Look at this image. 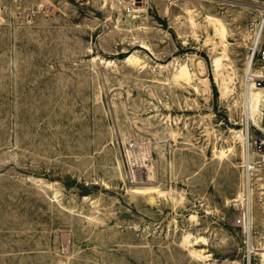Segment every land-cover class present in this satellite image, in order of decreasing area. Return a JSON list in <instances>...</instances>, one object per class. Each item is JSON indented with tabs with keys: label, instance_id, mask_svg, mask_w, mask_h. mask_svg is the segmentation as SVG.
Returning <instances> with one entry per match:
<instances>
[{
	"label": "rangeland",
	"instance_id": "1",
	"mask_svg": "<svg viewBox=\"0 0 264 264\" xmlns=\"http://www.w3.org/2000/svg\"><path fill=\"white\" fill-rule=\"evenodd\" d=\"M263 12L0 0V264H264V102L256 124L245 100Z\"/></svg>",
	"mask_w": 264,
	"mask_h": 264
},
{
	"label": "built area",
	"instance_id": "2",
	"mask_svg": "<svg viewBox=\"0 0 264 264\" xmlns=\"http://www.w3.org/2000/svg\"><path fill=\"white\" fill-rule=\"evenodd\" d=\"M248 32L250 37L248 48L250 64L245 74V84L255 88H264V12L249 24ZM259 143L260 146L264 145L263 140H259ZM129 146L133 148L134 144ZM236 224L244 231H249V213L241 214L237 218Z\"/></svg>",
	"mask_w": 264,
	"mask_h": 264
},
{
	"label": "bare ground",
	"instance_id": "3",
	"mask_svg": "<svg viewBox=\"0 0 264 264\" xmlns=\"http://www.w3.org/2000/svg\"><path fill=\"white\" fill-rule=\"evenodd\" d=\"M209 21L212 24L216 35L219 36L221 40L225 39L227 32H226V28H225L224 24L222 23V21L219 20L218 18H213V17H209ZM249 64L250 63L247 62V69L249 68ZM214 66H215V71L217 72V74L220 73L219 71H221L220 69L222 67V58H216L214 60ZM247 69H246V71H247ZM192 80H194V79H192V74L187 70L186 67L181 66L179 72L176 75H173V79L170 81L174 82V83H184V85L190 86L192 84ZM202 81L205 84L208 82L206 78H203ZM245 87L247 88V91L245 90L247 93L245 100H246V104H247L246 114L248 117V121L253 120L254 123L257 124L258 123L257 122L258 121L257 116L260 115V109H261L262 103L264 102V99H263L264 95L262 92L264 90H262L263 88H255L254 86H248V85H246ZM223 89H224V91H223V94H224L227 92V91H225L226 87ZM222 156H224V153H222ZM249 156H250V154H249ZM262 256L264 257V254Z\"/></svg>",
	"mask_w": 264,
	"mask_h": 264
}]
</instances>
